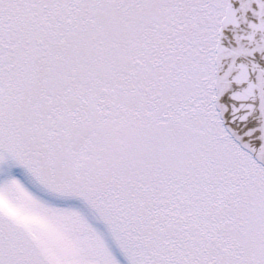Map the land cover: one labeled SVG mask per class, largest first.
<instances>
[{
	"label": "snow or ice",
	"instance_id": "snow-or-ice-1",
	"mask_svg": "<svg viewBox=\"0 0 264 264\" xmlns=\"http://www.w3.org/2000/svg\"><path fill=\"white\" fill-rule=\"evenodd\" d=\"M0 264H264V0H0Z\"/></svg>",
	"mask_w": 264,
	"mask_h": 264
}]
</instances>
